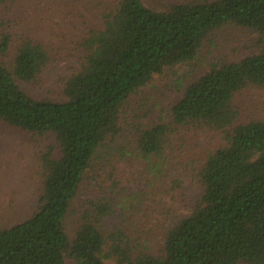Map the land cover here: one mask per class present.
Instances as JSON below:
<instances>
[{"label": "trees", "instance_id": "trees-1", "mask_svg": "<svg viewBox=\"0 0 264 264\" xmlns=\"http://www.w3.org/2000/svg\"><path fill=\"white\" fill-rule=\"evenodd\" d=\"M20 1L0 0V7ZM78 1L60 2L75 19L80 59L62 103L35 100L19 86L35 81L53 57L0 19V123L52 139L39 157L35 211L0 230V264H264V121L243 122L235 107L240 92L264 89V0L160 1L161 10L143 0ZM229 27L255 32L256 51L211 67L186 88L167 123L133 131L132 154L155 180L166 173V149L179 129L219 132L226 143L191 163L192 172L184 161L201 193L161 230L146 191L121 187L98 154L121 132L122 109L137 90L194 62L204 42ZM88 177L99 194L93 200L79 198ZM172 184L169 197L183 182ZM144 218L161 231L157 247L133 233Z\"/></svg>", "mask_w": 264, "mask_h": 264}, {"label": "rangeland", "instance_id": "rangeland-1", "mask_svg": "<svg viewBox=\"0 0 264 264\" xmlns=\"http://www.w3.org/2000/svg\"><path fill=\"white\" fill-rule=\"evenodd\" d=\"M61 1L21 0L14 6L0 7V19L4 21L6 30L13 35L34 38L52 54L53 62L35 81L19 84L29 96L38 101L65 102V80L79 69L80 59L75 52L77 46L74 41L77 36L74 29L76 22H73L75 19L72 16L65 17ZM88 1L78 2L83 4ZM160 1L182 3L185 0H143V3L152 10H161ZM256 40L257 35L253 31L225 28L204 42L194 62L184 67L166 69L162 74L155 75L126 101L121 113V132L100 150L98 158L102 166L105 164L106 173L115 172L121 187L146 191V206L158 217L156 220L160 223L161 230L167 219L182 215L176 210L185 205L193 206L201 193V187L196 181L185 175L184 161H190L189 168L192 172L194 166L191 163L197 166L206 156L224 147L226 143L219 132L179 129V132L170 137L166 149L168 171L166 170L164 177L155 180L151 174L144 173L143 164L132 154L133 131L137 127L149 128L167 123L171 108L182 99L190 84L213 66L238 62L252 55L256 51ZM235 101L241 121H264V89H246L236 96ZM51 143L52 139L46 136L27 134L0 123V230L22 222L35 211L41 189L39 157ZM173 181L183 184L182 188L173 191V197H169L168 191L176 189ZM98 195L89 177L85 178L79 198L93 200ZM78 207L79 200H75L71 214L78 211ZM144 219L137 223L138 228L133 233L150 247H157L161 231L155 224H148L149 219ZM70 222L71 219L68 224L69 235L72 229Z\"/></svg>", "mask_w": 264, "mask_h": 264}]
</instances>
